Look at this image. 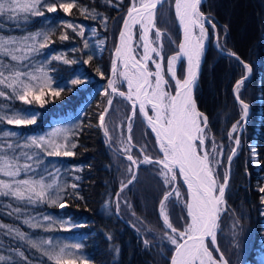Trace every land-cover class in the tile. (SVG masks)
<instances>
[{"label":"trees","instance_id":"1","mask_svg":"<svg viewBox=\"0 0 264 264\" xmlns=\"http://www.w3.org/2000/svg\"><path fill=\"white\" fill-rule=\"evenodd\" d=\"M131 3L132 0H76L77 7L71 14L59 8L55 13L41 8L43 16L24 12L12 19L0 16L2 37L46 32L48 40L43 38L40 45L46 43L47 46L40 47L33 55L46 60L51 87L61 85L64 89L55 96L45 88L40 98L43 103L33 101L32 104L16 99L14 93L7 90L8 95L0 96V115L10 117L17 110L38 115L36 123L31 125L16 126L2 121L0 134L14 128L23 139L45 131L56 118L77 113L76 116H81L69 144V150L75 155L58 158L67 166L61 190L63 208L47 200L29 201L0 195V225H3L0 227V255L6 258L0 264H56L44 254L51 252L43 243L48 235L57 232L80 239L81 244L80 241L77 244L81 245L78 249L81 255L69 258L64 255L65 260L75 259L77 264H170L175 245L168 237L176 233L164 223L160 202L165 193L173 190L175 182L165 183L162 165L155 163L163 159L156 140L137 111L131 120L132 143L128 141L127 125L132 106L120 95H115L105 119L107 135L99 121L111 98L108 82L113 55ZM79 8L87 12L82 13ZM174 8V0H166L156 15V26L163 33V70L173 89L175 82L168 71V61L177 55L181 40ZM201 10L210 21V45L196 89V102L200 113L207 117L205 148L210 153L214 177L220 184L225 172L229 176L225 192L227 210L220 220L217 240L229 264H264V192L260 191L264 188V0H207ZM67 23H72L77 31L68 28ZM80 29L83 36L78 34ZM65 34L68 39L61 40L60 36ZM152 40L158 43L155 32ZM228 52H235L252 68L240 89V99L251 109L246 122L235 94V84L245 75V69ZM56 56L61 59H53ZM65 59L74 63H64ZM178 78H185V63L178 68ZM74 79L84 83L72 85ZM116 87L126 91L123 83L117 82ZM105 90L109 95H105ZM234 125L237 131L233 133ZM213 139L216 152H212ZM26 147L41 149L32 145ZM253 147L258 151L257 158L251 152ZM233 149L236 155L229 165L228 156ZM128 154L137 161L148 156L154 162L140 163L136 180L121 192V183H127L131 175L127 170L131 164ZM177 179L176 189L180 195H173L165 202L166 213L173 227L184 231L190 223L186 207L189 197L178 173ZM73 184L77 185L75 189L71 187ZM39 214H50L53 220L62 221L65 226L57 230L42 228L41 224L32 223ZM69 225L72 229L66 228ZM17 231L25 238L21 239ZM32 241L40 247H33ZM144 241H148L147 245Z\"/></svg>","mask_w":264,"mask_h":264},{"label":"snow or ice","instance_id":"2","mask_svg":"<svg viewBox=\"0 0 264 264\" xmlns=\"http://www.w3.org/2000/svg\"><path fill=\"white\" fill-rule=\"evenodd\" d=\"M175 2V14L179 20L180 25L184 31V42L179 45L180 53L187 57L186 78L181 81L176 79L175 87L177 89L175 95H172L164 90V86L167 85V81L164 79L161 68L162 64L153 61L156 66V72L153 74L148 70L147 63H141L133 56V49L131 47L132 41V27L136 24H140L142 28L141 39L143 43V56L142 60L147 62L151 59L150 53H156V55L163 60L160 55L162 51V44L158 43V47H152V41L148 39L149 33L155 29L156 41L159 42L163 33L156 27V9L157 6L164 3V0H139L137 6L136 0H132V7L129 9L127 16L123 22L124 31L120 33L121 46L116 49L117 58H123L124 68L126 71L123 73L128 83V93L126 98L129 101H133L135 97L136 101H139L140 111L143 112L145 104H151L152 108L156 111V119L152 120L148 117L149 123L153 127V131L156 133V137L160 142V147L163 152V160L155 161L162 165L161 175L164 177L165 183H171L176 178V170L183 175L185 182L188 186V191L191 197V202L186 205L188 209V216L191 222L187 225L184 231H178L171 224L166 213V201L173 195L179 197V190L173 189L171 192L165 193L163 199L160 202V212L163 216L164 223L171 229L172 233H176V236H169L168 239L173 245H175V254L171 258V264H229L228 259L225 258L224 253L220 251V247L217 244V231L219 230V220L223 212L227 210L225 200V189L228 184V173L225 172L223 183L218 184L217 180L213 176V168L211 167L210 153L204 149V128L207 127V117L199 113L195 108V103L192 98L193 85L197 79L198 70L200 67L201 56L204 49V40L206 39V29L204 21L206 19L204 13L200 11V4L202 0H174ZM77 7L76 0H0V16H7L9 19L14 18L20 12L31 13L36 16H43L44 12L41 8H44L49 13H55L59 8L66 14H71L72 9ZM79 11L87 12L85 8H79ZM68 28H72L77 31L72 23H67ZM215 29V25H212ZM198 29L199 35H195L194 31ZM78 34L83 36V30L80 29ZM39 35V34H37ZM27 39V38H25ZM34 39V37H33ZM61 40L68 39L67 35H61ZM218 39V37H217ZM44 40H48V36L44 35ZM13 39H5L0 37V54L4 56H11L14 61L26 59V56H18L15 52L18 49L8 47V45L16 44ZM47 44H41L40 47H46ZM87 47V42L84 44ZM33 47L29 51H35ZM229 56L235 57L236 60L245 69V75L242 76L235 84L236 99L239 101L243 108V115H248L249 105L240 99V89L244 86L245 81L249 78L248 74L252 72V68L247 63L240 60L235 52H228ZM179 55H174L168 61V71L171 74V78L176 77V71L174 68L175 62L179 59ZM53 59L59 60L61 57L56 56ZM64 63H74V61L64 60ZM9 67V74L6 76L3 70H0V85H4L6 88L12 89L15 98L23 101L25 104H32L33 101H40L41 96L45 94V88H48L53 95L59 96L63 91L61 85H57L55 89L51 87L52 80L48 76L44 67H40L36 70V73L24 72L15 69L11 66H5L0 61V68ZM131 67L132 71L127 69ZM112 74L115 77L117 73V65L114 62L112 66ZM155 75V87L149 92L148 88H152V84L149 82V77ZM84 83L83 80L74 79L71 81L72 85H80ZM115 81H109L108 87L112 93L124 97V92H118L114 86ZM147 86V87H146ZM105 95H109L108 90H105ZM0 96H6L5 91L0 90ZM43 103V101H40ZM112 104V99L107 101L108 107L99 116L100 126L104 128L105 135L108 134L107 127L104 123L105 115L107 114L109 107ZM136 114V104L133 103L132 116ZM38 113L28 110H17L9 117L6 115H0V122L6 121L7 124L23 126L36 123V117ZM147 115V113H145ZM201 122L203 127H201ZM240 122L238 121L237 124ZM63 130H57L53 133V136H58ZM237 131V126L234 125L232 132ZM128 141H131V117L128 122ZM14 132H5L4 136H15ZM65 141L67 136H64ZM197 142H199V150ZM32 146L41 148L47 152V155L55 156H73L74 152L70 151L68 144H58L55 140L35 138L30 141ZM235 145H240V140L235 139ZM8 149L13 147L12 144H7ZM71 147H75L73 144ZM215 140H212V152H216ZM51 149V150H49ZM126 153L128 148L125 149ZM143 151V149H141ZM251 152L255 155L256 148L253 147ZM221 155V153H217ZM236 155L235 149L228 156V164L231 165L232 157ZM29 160L31 156L27 157ZM127 159L131 162L128 167V172L131 174L127 183H121L120 191L128 187L136 180V169H138L140 163H153L154 161L145 156L142 161H137L131 154L127 155ZM217 163L220 161L217 160ZM31 165H20L16 157H9L8 155H0V173L5 176L15 177L19 175L21 170H28ZM73 189L77 185H71ZM53 188L51 184H45L43 178L40 180H21L13 181L9 183L5 180H0V195L14 196L18 199L33 198L46 199L52 204H57L63 208L65 205L62 202V198L59 196V192L55 193V198H52L49 193ZM264 192V188L260 189ZM119 199V193H117V200ZM264 201V197H262ZM119 203L117 202V209ZM3 227V225H0ZM12 232V229H9ZM16 234L24 239V234L16 232ZM179 238V239H178ZM33 247L39 248L40 245L35 241L31 242ZM46 243L51 244V241ZM147 245L148 241H144ZM209 245H212L210 248ZM59 248L58 251L51 253L45 251V255H49L50 259L56 261V264H77L75 259L65 260V248ZM74 249H79L80 244L71 245ZM218 253V256H214L213 253ZM23 256V253H20ZM6 258L0 255V261H4ZM26 260L27 258L24 257ZM86 264V262H83Z\"/></svg>","mask_w":264,"mask_h":264},{"label":"rangeland","instance_id":"3","mask_svg":"<svg viewBox=\"0 0 264 264\" xmlns=\"http://www.w3.org/2000/svg\"><path fill=\"white\" fill-rule=\"evenodd\" d=\"M137 6L139 5V0H136ZM21 13V12H20ZM136 32L138 33V37L140 40L141 39V34H142V28L141 26L136 27ZM39 34V35H37ZM46 34L45 31L43 32H37L34 35H28V36H19V37H4L5 39H13L17 43L13 45H8V47L13 48V49H18L15 54L18 56H26V59H22L19 61H14L11 59V56H4L0 54V61L3 62L5 66H11L14 67L17 70L24 71V72H32L36 73V70L40 68L41 66L44 67L46 70L48 76V69L46 66V60L38 58L36 55H33L34 51H29L31 48H35V51H38L40 48V43L42 42L44 35ZM2 37V36H0ZM34 37V39H33ZM27 38V39H25ZM135 52L139 55L138 57L142 59L143 56V46L139 48V43L137 41V45L135 48ZM33 55V56H32ZM154 61L158 62L160 59L156 53ZM175 67V66H174ZM0 70H3L5 75L7 76L9 74V67L5 68H0ZM126 71L124 68V63L119 62V67H118V79L122 80V82H125L127 85V80L125 79L123 73ZM127 71L131 72L132 69L129 67ZM38 74V73H36ZM5 88V89H4ZM0 90L5 91L6 95H8L7 90H11L9 88H6L4 85H0ZM165 90V88H164ZM13 93V92H12ZM79 115L73 114L70 116L66 117H61V118H56L54 119L51 124L46 128L45 131L40 132L38 134H32L24 137L23 139L20 137L18 131L14 128L8 129L4 131L2 134H0V153L3 155H8L9 157H16L18 159V162L20 165L24 164H29L31 165V168L28 170H21L19 175L15 177H9L3 175V173H0V180H5L9 183H12L13 181H21V180H40L43 178V181L45 184H51L53 185V188L50 190L49 195L52 198H55V193L59 192V196L62 197V191L63 186L65 183V174L64 172L67 170V166L60 161L58 158H63L65 156H55V155H47V152L45 150L39 149L42 153H46L44 156L39 150H30L26 145H31L30 141L33 137L35 138H45V139H52L55 140L56 143L62 144V143H67L68 148L69 144L71 141V136H72V131L75 129L76 125L79 124L80 122V117L81 116H76ZM11 117V116H10ZM201 122V126H202ZM63 130L60 135L58 136H53V133H55L57 130ZM128 129V128H127ZM5 132H14L16 133L15 136H4ZM67 136V140L65 141L64 136ZM7 144H12L13 147L11 149H8L6 146ZM17 144L21 145L20 148H17ZM198 145V150H199V144ZM256 148V147H255ZM204 149L205 148V142H204ZM51 150V149H49ZM256 153H258L256 149ZM257 154L254 155L255 158ZM31 156L32 159L29 160L27 157ZM256 164H259L258 162ZM177 172V170H176ZM214 176V174H213ZM215 178V177H214ZM187 187V186H186ZM188 191V190H187ZM189 194V191H188ZM190 194L188 195V197ZM27 199V198H25ZM190 199V198H189ZM188 199L189 203L190 200ZM29 200V199H27ZM41 200L38 198H33L32 200ZM46 200V199H42ZM48 201V200H47ZM50 220V221H49ZM190 220V217H189ZM49 221V222H48ZM47 222V223H46ZM32 223L34 224H41L40 227L48 229V230H57L59 226H65L64 222L58 221L56 219L53 220L50 214H39L34 220H32ZM65 228V227H64ZM66 228H71L72 225L67 226ZM70 230V229H67ZM47 241H51V244L46 243ZM80 239L78 236H70V235H63L59 234V232L52 234V236L48 235L44 241V245L49 248L50 252L53 251H58L59 248L68 246L65 248V257H78L81 255L80 251L78 249H74L71 247L73 244L79 243ZM81 244V241H80ZM214 256H216L215 252L213 253Z\"/></svg>","mask_w":264,"mask_h":264},{"label":"water","instance_id":"4","mask_svg":"<svg viewBox=\"0 0 264 264\" xmlns=\"http://www.w3.org/2000/svg\"><path fill=\"white\" fill-rule=\"evenodd\" d=\"M166 0H164V2H165ZM207 0H202V2H201V4H200V6H199V8H200V11L202 12V10H201V6L206 2ZM162 4H160V5H158L157 6V9H156V13H157V10H158V8L161 6ZM132 7V6H131ZM130 7V8H131ZM129 8V9H130ZM129 11V10H128ZM203 13V12H202ZM205 15V14H204ZM205 17H206V19H205V21H204V26H205V29H206V39L204 40V49H203V54H202V56H201V62H200V67H199V70H198V75H197V79H196V81H195V83H194V85H193V89H192V98H193V101H194V103H195V107L198 109V107H197V102H196V89H197V87H198V85H199V82H200V79H201V75H202V72H203V66H204V63H205V58H206V53H207V50H208V47H209V45H210V34H209V32H208V29L206 28V22H210L209 21V19H208V17L205 15ZM125 19H128V16L126 15V17H125ZM179 27H180V32H181V40H180V43H179V45L181 44V43H183L184 42V31H183V27H182V25H180V23H179ZM153 30H155V29H153ZM152 30V31H153ZM197 30L198 29H196L195 31H194V34L195 35H197L198 36V34H197ZM122 31H124V26H122V29H121V32ZM151 31V32H152ZM120 32V33H121ZM151 32L149 33V36H148V39L150 40V35H151ZM119 42H120V36H119ZM119 42H118V44H119ZM152 47H153V44L151 45ZM131 47H132V43H131ZM115 55H116V50H115V53H114ZM179 54H180V58L178 59V61H177V68L182 64V63H185V78H186V68H187V57L186 56H183L181 53H180V48H179ZM150 56H151V58H152V56H153V53H151L150 54ZM136 60H138L137 58H135ZM139 61V60H138ZM114 62L116 63V65L118 66V61H116V59L114 60ZM163 62V60L162 61H160V63H162ZM142 63V62H141ZM161 72H162V70H161ZM176 74H177V70H176ZM162 75H163V73H162ZM163 77H164V79L166 80V78H165V76L163 75ZM150 78L151 77H149V82H150ZM184 78V79H185ZM114 79V76H113V74H112V69H111V73H110V81L111 80H113ZM183 79V80H184ZM183 80H181V81H183ZM167 81V80H166ZM168 82V81H167ZM167 85H169V83H167ZM109 88V87H108ZM109 91H110V93L112 94V96H111V99H112V104H113V101H114V98H115V95L117 94V93H112L111 92V89H109ZM176 91H177V89H176V87H175V89H173V90H170V94H172V95H175V93H176ZM118 92H121V91H119L118 90ZM126 96L127 95H125L124 96V98L126 99V100H128L127 98H126ZM129 101V100H128ZM112 104H111V106H112ZM111 106L109 107V110H110V108H111ZM106 107H108V105L106 106ZM132 107H133V103H132ZM109 110H108V112H109ZM137 110H139L140 111V108H139V101H136V111ZM250 111H251V109H250V106H249V109H248V115L246 116V118H245V122L247 121V119H248V117H249V114H250ZM108 112H107V114H108ZM141 112V111H140ZM107 114L105 115V119H106V117H107ZM131 114H132V112H131ZM131 117V119H132V115L130 116ZM105 119H104V122H105ZM244 126H245V124L242 126V128H241V132H240V134L242 133V131H243V128H244ZM103 129V131H104V128H102ZM105 132V131H104ZM107 138H108V136H107ZM239 139V138H238ZM179 172V171H178ZM137 173H138V169H136V175H137ZM180 174V173H179ZM180 177H181V179H182V181L187 185V183L185 182V180H184V177H183V175L182 174H180ZM174 188L176 189L177 188V186H178V180H177V177L175 178V180H174ZM130 185V184H129ZM128 185V186H129ZM227 186H228V184H227ZM173 188V189H174ZM125 189V188H124ZM227 189V188H226ZM226 189H225V191H226ZM120 191V190H119ZM116 198H117V196H116ZM118 215H119V213H117ZM222 215H223V213L221 214V216H220V220H221V217H222ZM220 220H219V223H220ZM218 232V231H217ZM217 244H218V241H217ZM219 245V244H218ZM175 250V249H174ZM220 251H221V249H220ZM175 254V251H173V254H172V256ZM218 254V253H217ZM172 256H171V258H172ZM226 258V257H225ZM170 264H171V259H170Z\"/></svg>","mask_w":264,"mask_h":264},{"label":"bare ground","instance_id":"5","mask_svg":"<svg viewBox=\"0 0 264 264\" xmlns=\"http://www.w3.org/2000/svg\"><path fill=\"white\" fill-rule=\"evenodd\" d=\"M157 15V14H156ZM137 26H141L140 24H136V25H134L133 27H132V41L131 42H135V29H136V27ZM121 46V41L119 42V47ZM133 56L135 57V58H137V55H136V53H135V50L133 49ZM115 59H116V61H118V62H123L124 63V61H123V58H117V55L115 56ZM142 63H145V62H143V61H141ZM196 108V107H195ZM196 110L199 112V110L196 108ZM155 133V132H154ZM156 134V133H155ZM190 202H191V199H190Z\"/></svg>","mask_w":264,"mask_h":264},{"label":"built area","instance_id":"6","mask_svg":"<svg viewBox=\"0 0 264 264\" xmlns=\"http://www.w3.org/2000/svg\"><path fill=\"white\" fill-rule=\"evenodd\" d=\"M149 91V90H148ZM145 105H148L147 103L145 104ZM151 115H152V118H154V120L156 119V111H155V109H153L152 108V113H151ZM149 125H151L150 123H149ZM151 127H152V125H151ZM153 128V127H152Z\"/></svg>","mask_w":264,"mask_h":264},{"label":"flooded vegetation","instance_id":"7","mask_svg":"<svg viewBox=\"0 0 264 264\" xmlns=\"http://www.w3.org/2000/svg\"><path fill=\"white\" fill-rule=\"evenodd\" d=\"M197 33L199 34V31H197Z\"/></svg>","mask_w":264,"mask_h":264}]
</instances>
